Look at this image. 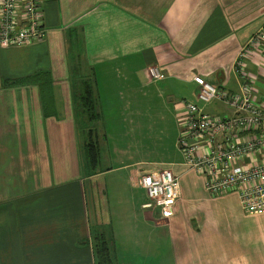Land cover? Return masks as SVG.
<instances>
[{"label": "crops", "instance_id": "obj_1", "mask_svg": "<svg viewBox=\"0 0 264 264\" xmlns=\"http://www.w3.org/2000/svg\"><path fill=\"white\" fill-rule=\"evenodd\" d=\"M42 2L45 39L0 47V264H95L98 232L112 239L117 264H264V212L247 213L237 192H207L178 148L177 116L182 101H197L195 76L239 91L235 63L264 24V0ZM260 51L245 68L262 96ZM151 65L164 78L149 79ZM45 72L56 116L28 81ZM83 74L96 79L109 164L91 176L75 105ZM159 168L180 178L169 218L144 207L138 183ZM103 177L109 210L92 188Z\"/></svg>", "mask_w": 264, "mask_h": 264}, {"label": "built area", "instance_id": "obj_2", "mask_svg": "<svg viewBox=\"0 0 264 264\" xmlns=\"http://www.w3.org/2000/svg\"><path fill=\"white\" fill-rule=\"evenodd\" d=\"M42 0H0V47L24 46L45 39ZM264 24L240 52L235 72L239 91H231L200 76L194 80L199 91L197 101H182L178 111L180 135L178 148L185 164L204 179L212 196L237 192L249 214L264 212V95L257 90V78L245 68L249 53L262 50ZM257 62L264 72V51ZM151 80L164 78L162 69H147ZM221 102L228 113H210L204 109ZM148 202L145 208H158L165 218L174 215L181 196L180 178L170 168L143 172L138 180Z\"/></svg>", "mask_w": 264, "mask_h": 264}, {"label": "trees", "instance_id": "obj_3", "mask_svg": "<svg viewBox=\"0 0 264 264\" xmlns=\"http://www.w3.org/2000/svg\"><path fill=\"white\" fill-rule=\"evenodd\" d=\"M74 45V44H71ZM81 81L77 87V105L79 112L80 126L84 123H96L102 121V111L99 110V101L96 93V79L89 75H81L77 80ZM28 81H36L40 87L43 96V105L45 114L48 116H56L54 94L52 88L51 74L48 72L37 74L28 79ZM94 135V131L92 129ZM83 136V132H82ZM85 165L89 170V176L93 175L99 165L101 159V146L96 132L94 138L87 139L84 143ZM95 264H117L113 257V241L104 233H95L93 237Z\"/></svg>", "mask_w": 264, "mask_h": 264}, {"label": "rangeland", "instance_id": "obj_4", "mask_svg": "<svg viewBox=\"0 0 264 264\" xmlns=\"http://www.w3.org/2000/svg\"><path fill=\"white\" fill-rule=\"evenodd\" d=\"M237 77H238V74H237ZM209 106H211V109L213 110V113H220V112H217V111L220 108L223 109V107H226L221 102H215L214 104H211ZM99 124H100V121L96 122V123H90V122L89 123H84L82 125L81 128L83 130V146H84V143L86 142L87 139L89 140V138H91V137L94 138V135L96 136V132H97V134L99 133L98 131H99L100 127H101ZM92 129L94 131V135L92 133ZM100 165H101L102 168H106L107 165H109L108 162L106 161V158H102L101 157V164ZM106 180L107 179H105L104 177L96 179L95 181H93L94 182V184H93L94 187H92V188H93V192H95V194L97 196V199L101 198V200H102V197H104V200H102V201L107 204L106 207L109 210L110 206L112 205V200H110L112 196H111V193H110V187H108L107 184H106ZM141 193H143V191H141ZM91 194H92V192H91ZM170 253H171V247H170V244L167 243V261L170 259Z\"/></svg>", "mask_w": 264, "mask_h": 264}]
</instances>
